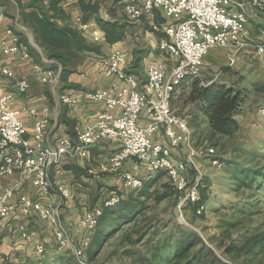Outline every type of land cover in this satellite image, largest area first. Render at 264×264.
<instances>
[{
    "label": "built area",
    "instance_id": "built-area-1",
    "mask_svg": "<svg viewBox=\"0 0 264 264\" xmlns=\"http://www.w3.org/2000/svg\"><path fill=\"white\" fill-rule=\"evenodd\" d=\"M119 3L131 22L153 11L160 12L167 20L166 24H154L151 28L164 35L158 42L160 53L173 58L175 62L170 69L161 62H149L142 83L136 74L127 72L128 57L124 51L116 50L102 58L101 66L110 82L100 89L86 92L85 99L92 104L104 105L105 110L97 113L92 122L77 129L74 138L59 137L53 146L46 145L48 107H23L17 110L10 106L15 95H27L29 80L18 78L14 93L1 91L4 79L16 77L10 64L15 60L28 64L33 75L44 84L49 83L55 71L36 63L11 28L0 34V53L5 62L0 66V176L19 174L21 182L30 181L36 195L18 194L15 187L5 188L0 193V229L8 217L35 214L52 227L57 249L70 251L78 260L85 256L104 208L119 203L120 196L101 197L96 205L84 213L79 219L83 235L77 242L69 228L61 223L58 209L38 198H49L52 189L64 200L73 196L65 185L57 184L54 187L49 179L51 167L85 158L90 149L105 141L114 142L117 148L109 156L110 168L118 175L124 189L138 190L144 186V178L124 168L130 159L141 163L146 174L164 173L175 188L176 210L185 222V208L200 200L203 174L196 171L193 163L197 153L192 130L171 105L177 87L187 79H196L205 85L201 75L203 62L214 47L227 48L228 65L233 66L238 53L253 45L264 70V43L255 42L246 31V25L254 14L264 17V0H119ZM103 17L108 19L106 15ZM4 20L5 15L0 11V25ZM76 26L91 42H105L104 32L90 22L84 23L78 17ZM60 99L71 107L80 104L78 98L70 95L63 94ZM115 110L119 112L112 113ZM258 113L264 116V102ZM23 114L30 120L31 132L21 117ZM143 116L147 122L141 123ZM161 132L164 142L156 139ZM179 147L186 151V158L175 160L172 150ZM189 175L194 176L191 178ZM22 237L30 238L25 231ZM44 253V245L37 244L35 255L40 257Z\"/></svg>",
    "mask_w": 264,
    "mask_h": 264
},
{
    "label": "rangeland",
    "instance_id": "rangeland-1",
    "mask_svg": "<svg viewBox=\"0 0 264 264\" xmlns=\"http://www.w3.org/2000/svg\"><path fill=\"white\" fill-rule=\"evenodd\" d=\"M112 1H96L101 10V17L106 15L108 18H115L118 14L119 18L125 19L121 5L117 4L116 8L115 1ZM257 16L264 21V17L254 14L248 23ZM69 21L71 23V18ZM72 24L75 25L73 22ZM141 28L131 26L128 33L133 38L136 36L137 40L133 39L134 42L138 41L143 45L148 43V40L147 34H141ZM143 29L148 30L150 34L156 33L145 25ZM249 29L254 30L251 24ZM13 32L18 35L16 29ZM253 33L255 37L260 36L259 32ZM22 37L25 36L22 35ZM258 41L264 43V37L255 39V42ZM36 51L37 54L34 57L38 63L46 67L57 65V61L45 63L39 55V50ZM41 54L47 59L42 51ZM227 54L228 49L223 47H214L210 50L204 58L201 73L205 85L200 83V86H209L216 82L236 90L248 91L249 100L244 106V113L237 116L238 129L232 136L215 134L200 117L194 120L193 113L197 111L198 106L195 103L184 102L190 89L186 92L183 90V85L190 83L191 80L177 87L171 103L177 114L187 121L193 133V145L197 153L193 157V163L196 171L203 174L200 194L205 196L199 213L194 206H187L184 210L185 222H183L176 210V194L160 202H156L151 196L145 200L146 208L137 214L135 220L119 226L101 246L90 244L81 260L76 259L70 251H59L55 241L52 246L55 252L44 253L40 257H51V259L68 257L78 264H131L134 258L145 257L147 260L144 264H155L159 259H168L179 247L189 245L185 258L182 261L173 260L170 264H182L186 259L200 257L207 251L212 252L211 254L225 264H264V180L259 178L264 174V116L258 113L259 107L264 102V70L253 45H249L238 53L237 61L233 66L228 65ZM89 56L70 54V61L66 63V67L71 72L67 75L83 74L82 66L85 61H88ZM163 57L167 58L165 55ZM59 66L63 70V65ZM143 68L141 64L138 71L143 73ZM22 77L27 78L26 75ZM160 135L163 136L162 133ZM174 151L177 152L174 153ZM174 151L175 155H172L174 159L186 158L184 149L179 147ZM105 158L107 161L102 160L101 172L97 175L118 177L110 168L109 156ZM109 169L111 171H107ZM146 175L147 177L138 175L141 178L144 177V186L138 190L152 183L151 192L162 191V186L169 183L165 174L147 173ZM189 176L192 178L194 175ZM8 178L11 177L0 176V193L4 190L3 186L8 183ZM119 181L121 185L88 184L87 190L81 193L88 194V200L85 198L84 200L78 198V200L91 205L92 200L96 198L100 200L101 197L111 196L120 191H125L124 193L128 195L133 191L125 190L120 178ZM76 184L80 183L74 179L68 188L70 186L75 188ZM137 192L136 190L131 195ZM33 193L35 191L32 188L30 194ZM139 239L142 241L133 244ZM127 250H135L137 254L129 256L126 254Z\"/></svg>",
    "mask_w": 264,
    "mask_h": 264
},
{
    "label": "crops",
    "instance_id": "crops-1",
    "mask_svg": "<svg viewBox=\"0 0 264 264\" xmlns=\"http://www.w3.org/2000/svg\"><path fill=\"white\" fill-rule=\"evenodd\" d=\"M30 1L31 0H0V11H2L5 15V20L0 25V34H4L7 28H11L13 30L16 29L18 33L22 34L28 39L31 46H34L39 50L42 60L45 63L50 64V61L44 58V56L41 54V49H39V47L36 45L33 33L27 29L21 21V12L23 10H31V8H26ZM114 1H117V3H115L116 8L117 4L121 5L122 7V4L119 3V0H113L112 2ZM62 5L67 14H69L71 22L76 25V19L81 15V10L77 0H68ZM100 13L101 10H99V15L101 17ZM118 16L120 15L117 14V17ZM117 17H109V19L120 22L125 21L130 25L129 28H131V26H133V28L142 27L141 34H147L146 37L148 43L142 45L141 43L139 44L138 41L134 42L133 39L137 40L136 36L133 38L132 35H129L127 32L124 40L115 44H108L106 42L101 43L99 54H89L90 56L87 59L89 62L85 61L82 66L84 68L83 74L71 73L65 77V75L62 74L61 66H59L57 69L53 67L52 70L55 71L54 76L49 81V83L46 84L41 83L38 80V77L33 75L32 69L28 64L20 60H15L11 63L13 70L15 69L14 72L16 77L13 79H4L2 81L4 85L1 93H14L17 88V79L22 77V75H26L30 84L27 95H15L10 101V106L11 108L17 110H20L23 107H37L39 109L48 107L49 125L46 132L47 146H53L56 142V139L62 136L74 138L77 129L92 122L97 113L105 110L104 105L92 104L85 99L86 92L100 89L104 86H107V84L110 82V79H107L103 72V67L101 66L102 58L109 56L116 50L124 51L128 57L127 72L133 74L135 73L142 83L145 81L146 66L149 62H161L167 69H170L173 66L175 62L173 58H165L161 53H159L160 51L158 49V42L161 37L164 36L163 33L156 32L150 34L148 30L143 29V25H145L148 29H151L152 25L154 24H166L167 20L162 17L160 12L153 11L152 13L142 17L140 20L133 22L129 21L127 18L122 19ZM88 22H90L94 27L99 28L94 18L90 19ZM249 24L253 26L254 30L251 31V29H249ZM263 25L264 21H261V18L258 16L252 18V21L246 25V31L252 40L260 39V36L264 37ZM253 32H259L260 36L255 37ZM17 36L20 42V36ZM3 64H5V62L0 53V66ZM141 64H143L144 67L143 73L138 71ZM52 66L53 65H51V67ZM51 67L47 66L46 68ZM130 67H132V69H130ZM140 90H142V84L140 85ZM63 94L78 98L80 104L76 107H71L62 103L60 98ZM248 100L249 99L245 101L243 110ZM118 112L119 111L117 110L112 111V113L116 114ZM21 117L24 120L28 131L31 132L32 126L28 116L23 114ZM144 117L145 116H143L141 123L147 122V118L145 119ZM65 119H68V121L66 122ZM161 133L156 136V139L163 142L164 137L160 135ZM116 148V143L106 141L101 145L90 149L89 155L87 157L77 161H65L59 166L51 167L49 170V179L54 184V187L57 184H65V186L69 187L71 181L74 179H76L77 183L79 182L81 184H76L75 188L70 186L69 189L73 196L72 198L66 200L62 199L55 189L51 190L49 198L38 197L42 202L46 203L50 207L58 209L61 223L69 228L72 237L77 242L81 240L83 235V231L79 226V219L86 211L91 209L99 202V199L96 198L95 200H92L90 203L91 205L87 203H81L78 198H80V200H84V198L88 200L89 198L88 194L84 195L81 193L87 190L88 184L114 183L121 185L119 178L115 175H97V173L101 172L100 166H102V162L104 160L107 161L105 157L110 156ZM174 150L175 149L172 150V155H175L174 153L177 152ZM72 165L79 167L83 171H73L71 169ZM125 169L133 170L135 173L147 177L146 173L144 172L143 165L139 162H136V160H128V162H126ZM107 171L111 170L109 169ZM20 180V175L15 174L14 177L8 178V183L5 184L3 188L5 189L7 187H15L18 194L22 193L28 196H36L35 193L32 195L30 194L32 191L30 181L21 182ZM30 189L31 191L29 192ZM24 231L27 235H29V239L22 237V233ZM53 243L54 237L52 227L41 221L35 214L29 217H24L20 214L8 217L4 220L3 227L0 229V264H14L18 262H24L28 257L35 255V246L37 244H42L45 246V253H54L55 251L52 249Z\"/></svg>",
    "mask_w": 264,
    "mask_h": 264
},
{
    "label": "trees",
    "instance_id": "trees-1",
    "mask_svg": "<svg viewBox=\"0 0 264 264\" xmlns=\"http://www.w3.org/2000/svg\"><path fill=\"white\" fill-rule=\"evenodd\" d=\"M66 1L68 0H31L26 6L31 10L21 12L22 24L33 33L36 45L49 61H57V65H53L51 68L57 69L58 65H63L62 74L65 77L67 73L71 72L66 67V63L70 61V54L88 56L89 54H99L101 49L100 44L88 40L76 25L70 23V16L62 5ZM96 1L77 0L81 10V21L85 23L94 18L101 31L104 32V39L108 44H115L124 40L130 25L125 21L120 22L100 17ZM18 35L20 36V42L28 48L34 61L38 63V60L34 57L37 54L36 49L30 45L26 37H22L20 33ZM187 80H191V82L183 85V90L186 92L190 89V92L184 102L195 103L198 106L197 111H195L197 113H193L194 120L196 121L200 117V119H204L215 134L232 136L238 129L237 116L243 113V105L249 97L248 91L246 89L236 90L216 82L209 86H200L199 81L196 79ZM71 169L75 172L83 171L75 165H72ZM259 178L264 180V174L260 175ZM151 190L152 183H148L143 189L137 190L138 192L135 195H131V193L136 192V190L128 195L124 193L125 191L113 192L120 196V201L112 207L104 208L90 244L101 246L119 226L135 220L137 214L146 208L145 200L151 198V196L156 202H160L173 194L177 195L174 186L170 182L162 186V191L151 192ZM204 199V194H200V200L192 206L197 209L200 208ZM141 241L139 239L133 244ZM188 251L189 245L179 247L168 259H159L155 264H170L173 260L182 261ZM211 253L207 251L202 253L200 257L188 258L182 264H225ZM126 254L134 256L137 251L127 250ZM53 258H42L34 255L28 257L24 262L14 264H78L68 257ZM146 260L145 257H136L131 264H144Z\"/></svg>",
    "mask_w": 264,
    "mask_h": 264
}]
</instances>
